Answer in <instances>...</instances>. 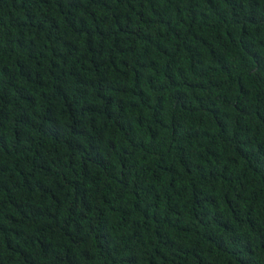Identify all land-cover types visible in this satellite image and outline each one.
<instances>
[{"label":"trees","instance_id":"trees-1","mask_svg":"<svg viewBox=\"0 0 264 264\" xmlns=\"http://www.w3.org/2000/svg\"><path fill=\"white\" fill-rule=\"evenodd\" d=\"M0 264H264V0H0Z\"/></svg>","mask_w":264,"mask_h":264}]
</instances>
